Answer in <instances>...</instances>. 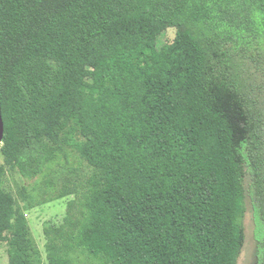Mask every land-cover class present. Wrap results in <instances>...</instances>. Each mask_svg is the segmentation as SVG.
Here are the masks:
<instances>
[{
    "label": "trees",
    "instance_id": "obj_1",
    "mask_svg": "<svg viewBox=\"0 0 264 264\" xmlns=\"http://www.w3.org/2000/svg\"><path fill=\"white\" fill-rule=\"evenodd\" d=\"M260 60L264 0H0V151L45 184L0 165L9 264H238L247 197L264 264ZM69 196L44 257L26 211Z\"/></svg>",
    "mask_w": 264,
    "mask_h": 264
},
{
    "label": "rangeland",
    "instance_id": "obj_2",
    "mask_svg": "<svg viewBox=\"0 0 264 264\" xmlns=\"http://www.w3.org/2000/svg\"><path fill=\"white\" fill-rule=\"evenodd\" d=\"M176 36V29H169L166 31L161 41L164 44H171ZM13 50H10L9 62L10 64L13 61ZM252 72L258 75H261V72L264 71V61L252 62ZM257 91V90H256ZM262 95L264 96V90ZM2 144L0 145L1 148ZM0 165L5 166L4 158L0 151ZM70 167L73 170H79L81 168L77 154L72 159V163ZM7 170V174L4 179L5 189L10 192L15 198L18 205L22 208L25 207L23 199L21 197V190L25 187L33 188L36 186V182L39 183L40 189L45 188L44 182L42 180L38 181H28L24 179L18 172L12 171L9 167L5 166ZM68 175L67 170L59 172L52 181L60 186L63 182V179ZM248 187V180L246 181V188ZM36 196H39L40 191L35 192ZM74 196H69L61 200L53 201L42 206L36 207L34 209L26 211L27 219L29 220L33 235L41 249L43 256L46 257L45 245L46 238L44 235V224L47 221H52L54 224H61L66 217L68 204L70 201L74 200ZM244 228H245V244L241 256L239 258L238 264H256V246L257 243L255 241L254 233H255V223L253 210L251 206L250 198L246 199V216L244 219ZM0 264H9L8 257V244L1 243L0 244Z\"/></svg>",
    "mask_w": 264,
    "mask_h": 264
},
{
    "label": "water",
    "instance_id": "obj_3",
    "mask_svg": "<svg viewBox=\"0 0 264 264\" xmlns=\"http://www.w3.org/2000/svg\"><path fill=\"white\" fill-rule=\"evenodd\" d=\"M4 121H3V117H2V106H1V96H0V145L3 142V138H4Z\"/></svg>",
    "mask_w": 264,
    "mask_h": 264
}]
</instances>
